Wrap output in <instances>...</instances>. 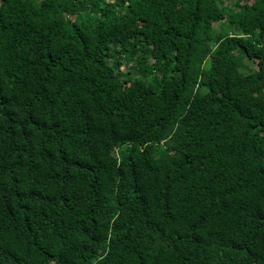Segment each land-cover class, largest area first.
Wrapping results in <instances>:
<instances>
[{
    "label": "trees",
    "instance_id": "trees-1",
    "mask_svg": "<svg viewBox=\"0 0 264 264\" xmlns=\"http://www.w3.org/2000/svg\"><path fill=\"white\" fill-rule=\"evenodd\" d=\"M0 264H264V0H0Z\"/></svg>",
    "mask_w": 264,
    "mask_h": 264
},
{
    "label": "rangeland",
    "instance_id": "rangeland-1",
    "mask_svg": "<svg viewBox=\"0 0 264 264\" xmlns=\"http://www.w3.org/2000/svg\"><path fill=\"white\" fill-rule=\"evenodd\" d=\"M258 68V64L256 65V69Z\"/></svg>",
    "mask_w": 264,
    "mask_h": 264
}]
</instances>
